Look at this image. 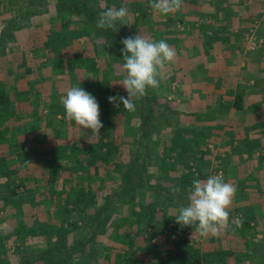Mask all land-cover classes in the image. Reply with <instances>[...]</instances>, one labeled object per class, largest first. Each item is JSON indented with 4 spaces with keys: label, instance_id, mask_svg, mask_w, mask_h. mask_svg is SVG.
Returning <instances> with one entry per match:
<instances>
[{
    "label": "rangeland",
    "instance_id": "374dc122",
    "mask_svg": "<svg viewBox=\"0 0 264 264\" xmlns=\"http://www.w3.org/2000/svg\"><path fill=\"white\" fill-rule=\"evenodd\" d=\"M253 1L254 2L251 4L254 6L255 10L253 13L254 15H251L255 16L257 19H262L264 17V0ZM9 2L11 4L10 6L8 5ZM20 2V0H5V3L2 5L0 9V41L3 40L6 42L8 39L10 40L14 37L12 36L7 38L3 35L2 30H4L15 18V12L20 8ZM201 2V0H198L197 2L186 0L180 10L168 15H163L158 11L153 10L150 7V4L142 3L139 0L109 1V3L115 8L124 7L128 10V16L126 17V22L128 24L119 22L125 31H129L134 34L140 33L141 35L151 38L154 41L163 39L170 46L172 42L176 41V39H174L175 37L170 36L177 35V33L179 34V30H182L181 28H185L187 25L184 21L187 20L189 22V20H191L190 17L197 16L194 15L193 11H197V14H199L198 11L201 10ZM208 3L209 2H205L204 5ZM53 4V2L49 3V10L42 12L41 15L32 17L26 27L15 31L14 34L15 36L17 34V37L14 40H10V45L7 48L8 50L10 47L14 48L12 52L16 58V61L11 62L10 65H13L12 75L22 73L23 77H30L29 79L31 80V85H34L35 82L40 83L42 81L38 76H43V69H41V71L40 67L45 64V68L50 61H43L42 63H39V61H34L36 58L34 55L46 53L47 57V55L57 53L66 55V57L68 56L69 58L74 57L76 59H82L80 64L83 66L80 67L81 71L79 70L81 82L85 81L84 79L90 75L91 81H108L109 86L111 87L123 86L120 83H122L125 78L126 72L118 58L116 59V57L110 52L108 46L91 33H86L83 30V26L78 24V20L75 22L73 21L69 24L68 29H65L63 26V17L68 18V16L67 14H57ZM191 8H193V10H191ZM143 12L145 13V16L142 15ZM170 17L174 19L171 23L167 22ZM262 27L258 29L257 24V26L250 30L247 36H245V39L251 49L258 50V54L264 56V48L260 47V36L257 35L259 30L261 31L264 29V27ZM48 34L51 36L48 37ZM163 36L170 38H163ZM179 36L181 35L179 34ZM58 41L62 42L61 46L59 45V47L55 48V46H58L56 43ZM24 42H27V44ZM16 43L22 44L24 47L26 46V51L23 49L25 54L28 56L27 62H25L27 65L29 62L32 66V71H24L26 68L24 69L18 67L21 66V64H24L23 66H25L26 63H23L24 58L21 57V54L23 53L17 54L20 49L16 48ZM180 44L181 41L179 45ZM181 46L183 45L181 44ZM30 47L32 50H29ZM171 47L175 50V53H177L178 48L175 49L173 46ZM177 54L178 57H182V53L178 52ZM32 56L34 57L31 60ZM51 58L52 57L47 59L51 60ZM93 60L97 61L101 67H97L96 70L92 69L90 71L86 68V66L87 64H93ZM70 65L72 68L74 67L71 62ZM38 70L39 73H37ZM45 70L47 71V67ZM63 70L62 65V69L60 71ZM171 72H173V70L170 67V63L166 62L164 68L160 70V77H158L161 82V86L159 88H164L165 83L169 84L173 82L171 85L172 90L166 88L162 89L160 92V95H162L161 101L164 102V100H166V104H169L174 99L176 100V96L179 95L178 80H172L170 77L172 74ZM33 73H36L37 75ZM59 79L60 81L58 82L60 83L66 80L64 78ZM72 86H79V84L76 83ZM19 87L20 86H17L15 90L16 92H14V94L18 95L13 94V96H21V101L15 105H11L9 103L7 109L8 112L6 111L7 117H4L0 124V129L3 130V134L6 136L5 140L0 143V155L12 157L14 159V165L10 164V167L15 169L10 176L0 173V234L6 235L11 233L12 236L3 247V250L6 249V252L1 256L2 258L5 256L11 264H13V262H17V260L20 261L22 259L23 261L28 252L46 251L49 239H47V235L42 232L32 233L33 224H35V222L39 224H49L54 221L55 215L64 216V214L62 215L63 212L61 210L65 201L63 199L64 194L71 192V188H90L89 186H91V184L93 185V187H91L96 194L99 193L101 196L107 194L111 188H115L117 187L116 184H119V174H117L118 164L121 166L129 164V162L134 158L136 150L140 153L136 166L140 167L141 163L144 162L147 167L143 176H149L150 180L156 182L157 187H155L156 185L154 187H144L141 183L143 187L140 185V187L137 188L135 192L136 198L133 200V203L136 201L138 203L150 204V202L156 201L159 203L157 209L161 211L166 208L165 205H167V210L170 211V213H176L182 206L175 205V201L173 200L165 199L164 191L160 188L162 187L167 191H171L173 188L178 186L177 180L181 174V172L178 171L179 169L180 171L184 169L185 172L190 170L193 175L201 181L206 180L209 176L214 174L225 175L224 170L221 168L219 163L220 161L214 158V156L207 158L206 152L202 150L201 142L204 138L200 135L192 133L185 134V132H182L181 128L184 129L188 125L181 123L183 118L179 115L171 114L169 121L163 123L159 127L160 130L153 134V143L150 142L152 139V137H150L148 142H145L144 144V141L138 142L137 140L138 134L136 135L135 126V122L137 121L135 115L131 113V115L126 117V119L121 122V125L117 126L114 130V138L119 144L117 154L112 161L110 160L108 162L109 164L107 167H102V165H100V173L96 176L92 167H86L84 165L85 160L88 157L85 147L90 142L87 134H90L91 130L78 127V125H72L74 120L66 118L64 107L60 102L61 97L65 96L67 93L60 90H65V88L56 86L54 91L57 94L52 96V100L43 98L46 102H48V106H42V115L44 116L46 113L48 114L49 106L52 105V118L53 120H56L55 122H57V124L61 127V129L57 130V133H61V137L59 138V141H54L48 140L46 135L42 132L37 133V128L31 127L33 126L31 124L30 127L32 130L29 133H24V126L20 125V123L25 120L24 118H27V120L30 121V114H32L33 111L35 114L36 110L35 107H33V110L30 113H23V109L26 106L27 110H31V105L33 103L26 102V96L29 94L25 93V91H21L20 89L18 91ZM6 89L9 90V86H7ZM35 94L36 93H34V95ZM36 95L37 97H39V95L41 96V92ZM43 99H37L36 102H34L35 106L38 103L43 104ZM13 100L17 102V99L13 98ZM52 101L53 103H50L49 105V102ZM18 107L22 109L19 110ZM13 112L16 116L11 118L10 114L12 115ZM259 117H264V113H262ZM261 124H263L261 127L262 130L264 128V122ZM177 130L181 131L178 133ZM48 132H50V130H48ZM81 132L82 137L78 138V136L81 135ZM263 139L264 138L261 140ZM28 146L32 150L39 152H41L40 150L42 149H48L44 151L54 149L59 156L53 159L51 166H49V159L46 156V159H48L46 161H44L45 158L36 156L35 158L33 157V162H30L29 164H21L17 162V159H15L17 151L19 149L24 150L25 147ZM172 147H174V150L171 149ZM193 147L196 148V152H194ZM206 147L208 150L209 145ZM187 148L191 149L186 152L187 154H185L184 150ZM203 160L205 162L207 161L206 165H204L205 162H203ZM45 164L51 171L55 170V175L52 174L51 171L48 172L47 169L44 170ZM204 168L209 171H207V173H203L202 171ZM60 169H62V171ZM58 170H60L59 174L56 172ZM200 175H203L204 177L199 178ZM228 175L229 174L226 175V179ZM27 176L28 180L26 181ZM30 178L31 180H29ZM52 180L55 181L52 182ZM9 184H11L10 187L14 186L16 188V194L7 199L5 196L8 195ZM132 184H135L136 186L138 185L137 183ZM235 185L237 188L239 187L237 184ZM260 186L261 184H255V189L259 190ZM185 197L186 193H182L178 203L182 204L183 202H187ZM250 197L251 195H249L248 189H237L229 209V212L232 213L231 216H229V227L223 232L222 236L219 238L214 237L211 234L208 236H201L198 232L193 231L191 235H189V239L193 242L200 243L203 248L208 250H212L215 247L221 248L223 247V244L226 246L223 248L241 250L244 249L251 241L255 246V243H259L260 241L262 242L264 238V219L262 220L264 207H258L256 205L257 202L255 201L250 202ZM244 198L246 199L243 201ZM239 200H242V202ZM116 203L117 205H120L121 211L116 214L113 219H111L115 221L111 222L112 225L109 222L108 230H110V235L99 236L101 243L113 251L115 249L118 250L121 245L119 239H117L118 234L123 231H125V233L134 232L138 227V216L132 212L131 203H123L121 201H116ZM71 206L72 205H70V207ZM257 210H261L259 211L260 213H258ZM137 211H140L139 206L137 207ZM77 216V213L71 214L70 220L75 221ZM237 218L249 220L250 227H236L235 220ZM128 223L134 225H130L129 227ZM144 226L145 223L143 227ZM85 232L86 230L79 228L77 235L75 233L71 235L72 239L73 236L79 237L81 234H86ZM171 237L172 234L169 233L168 229L163 224L156 222L153 223L151 227L147 229L144 228L142 233L137 235L136 238L137 244L139 245L138 251L140 257H152V252L156 246L159 244L160 249L165 248V245L163 244L166 242H172L169 241ZM55 239L56 236L53 237V241ZM18 256H20V258L16 259ZM38 259L39 258L33 260L32 264H40V260Z\"/></svg>",
    "mask_w": 264,
    "mask_h": 264
},
{
    "label": "crops",
    "instance_id": "0c3cea01",
    "mask_svg": "<svg viewBox=\"0 0 264 264\" xmlns=\"http://www.w3.org/2000/svg\"><path fill=\"white\" fill-rule=\"evenodd\" d=\"M202 2L200 3L201 10L198 11L201 15L197 14V11H195L196 13L193 11L194 15L197 16H189L191 20L189 22L187 20L184 21L187 25L185 28H181L182 30H179L181 36L178 33L170 36L176 39L171 46L175 49L178 48L177 53H182V57H178L176 53L174 62L170 63V67L173 70L170 77L172 80H178L179 95L176 96V100L174 99L167 105L183 118L181 123L188 125L184 129L181 128L182 132L200 135L204 138L201 142L202 150L206 152L207 158L214 156L220 161L219 163L225 174L224 179L229 174L225 181L237 184L239 186L237 189H248V193L251 195L250 202L255 201L258 207L263 208L264 139H261L264 138V128L261 130L263 125L261 123L264 122V117L259 116L264 113V56L258 54V50H253L249 47L245 36L257 24L258 29H260L264 24V17L257 19L251 15L255 10L251 4L254 2L253 0H247L243 3L239 0H202ZM205 2L209 3L204 5ZM259 31L257 35L260 36ZM50 36L48 34V37ZM16 37L17 34L10 40H14ZM259 38V41H261L260 47H263L264 36ZM10 40L8 39L4 44V49L0 50V87L9 93V103L11 105L19 103L22 98L21 96H13L17 86H20L18 91L20 89L29 94L26 96L27 101H25L33 103L31 105L32 108L27 110L26 106L23 109V113H30L33 107H35L36 111L35 114L34 111L30 114V121L24 118L25 120L20 123V125L24 126L25 134L32 130L31 127H36V132L44 133L48 140L59 141L61 133H57V130L61 129V127L52 118V105L49 106L48 114L46 113L43 116L41 113L42 106H48V102L44 99L52 100V96L57 94L54 91L56 86L65 88V90L60 91L67 92L76 83L83 87L86 82L91 81V76H87L84 79L85 81L81 82L79 70L81 71L80 67L83 66L80 64L82 59L69 58L66 55L57 53L46 57V53H41L40 55H34L36 56L34 61H39V63L43 61L50 62L48 65L46 63L47 71L45 70L46 67L44 68L45 64L40 67V70L43 69V76L40 75L38 77L42 82H35L34 85H31L30 77H23L22 73L12 75L13 65H10L11 62L16 61V58L12 52L14 48L10 47L9 50L7 49L10 45ZM180 41L183 46L179 45ZM24 43L27 44V42ZM56 43L58 46H55V48L59 47V45L61 46L62 42L58 41ZM16 44V48L20 49L17 54L23 53L21 57L24 58L23 63H26L28 59L25 54L26 46L22 45L23 42L22 44ZM29 50H32V48L30 47ZM34 56L31 57V60ZM50 57H52L51 60H48L47 58ZM70 62L74 66L73 68ZM61 64L63 65V71H60L62 69ZM23 65L21 64L18 67L26 68L24 71L33 70L29 62L28 65L27 63L25 66ZM91 67L90 64L86 66L90 71L93 69ZM37 73H39V70ZM33 74L37 75L36 73ZM59 78L66 80L60 83L58 82L60 81ZM172 83H165L164 88H158L159 94L162 89L172 90ZM7 86H9V90L6 89ZM39 92H41V96L37 97L36 94ZM34 93L36 94L34 95ZM161 96L159 95L160 101L162 99ZM13 98L17 99V102ZM37 99H43V104L38 103L35 106L34 102ZM50 103L52 104L53 101L49 102V105ZM10 116L13 118L16 115L13 112ZM72 125L77 126L75 121ZM78 127L80 126L78 125ZM159 130L160 128L158 127L154 133ZM179 131L181 130H177L178 133ZM80 134L78 138L82 137V132ZM207 145H209L208 150ZM190 149L187 148L185 150L190 151ZM44 150L48 149H42L40 150L41 152L31 149L32 159L30 162H33V157L39 156L45 158L44 161L49 159V166H51L53 159L59 155L54 149H50V151ZM185 150L184 153L186 154L187 151ZM193 150L196 152V148L193 147ZM139 154V151L136 150L134 157L140 156ZM203 162L205 161L203 160ZM206 162L204 165H206ZM46 164L44 165V170L47 169L50 172L51 170L48 169ZM60 170L62 171V169ZM60 170L56 172L59 174ZM54 171L52 170L51 172L55 175ZM178 171L183 174L185 170L180 171L179 169ZM207 171L209 170L204 168L202 172L207 173ZM54 181L52 180V182ZM141 183L144 184L142 181ZM177 183H179V177ZM151 184H156V182L151 180ZM255 184H261L259 190L255 189ZM239 201L242 202V200ZM259 211L258 213H260ZM263 219L264 214L262 215Z\"/></svg>",
    "mask_w": 264,
    "mask_h": 264
},
{
    "label": "trees",
    "instance_id": "16d2710c",
    "mask_svg": "<svg viewBox=\"0 0 264 264\" xmlns=\"http://www.w3.org/2000/svg\"><path fill=\"white\" fill-rule=\"evenodd\" d=\"M20 1V8L16 10L15 18L4 30H2L3 35L7 38L12 36L15 37V31L26 27L32 17L41 15L42 12L49 10L50 7L48 4L53 2L57 14H67L68 16V18L63 17V26L65 29H68L69 24L73 21L75 22L78 20V24L83 26V30L102 40L108 46L110 52L116 59L118 58L121 65H123L124 60L121 49L124 45L121 41L126 37H134L136 34L125 31L119 22H117V31L99 29L96 27L100 12L108 8H113V5L110 4L109 1L119 0ZM139 1L150 4V0ZM185 1L186 0H184V2ZM191 1L197 2L198 0ZM239 1L243 3L247 0ZM4 3L5 0H0V9ZM8 5H11L10 2ZM142 15L145 16V13L143 12ZM173 21L174 19L170 17L167 22L171 23ZM259 33H261L260 36H264V29L259 31ZM0 42V50L2 51L5 41L1 40ZM262 48H264V44ZM92 63L91 68H93V70H96L97 67H101L95 60ZM160 86L161 82L159 84V87ZM82 88L96 97L100 105V119L103 123V127L100 129V136L91 137V131L90 134H87L90 142L85 147L88 157L84 165L86 167H92L96 176L100 173V165H102V167H107L109 164L108 162L110 160L112 161L117 154L119 144L114 138V130L117 126H120L121 122H123L126 117L130 116L131 113L135 115L137 121L135 122L136 135L138 134L137 140L138 142L144 141V144L148 142L150 137H152L150 142L153 143L154 131H156L160 125L169 121L171 114H179L165 103L166 100H164V102L160 101L158 88L153 89L149 87L147 89V95L135 101L137 113L136 111H127L124 109L123 104L119 102L120 96H127V92L123 86L111 87L108 81L94 80L86 82ZM110 96L117 97L116 103H119V107L109 102L108 97ZM9 100V93L5 92L0 87V124L2 119L7 117L6 111L8 109ZM5 137L3 130L0 129V143L5 140ZM171 149L174 150V147ZM185 151L188 152L189 150ZM15 159L21 164L30 163L32 159L31 148L28 146L25 147L24 150L19 149ZM13 160L12 157H8L7 155H0V173L10 176L14 172L15 169L10 167V164L14 165ZM137 161L138 157H134L126 166L118 164L117 174H119V184H116L117 187L111 188L105 195L101 196L99 193L96 194L92 188V184V187L89 186L90 188H71V192L63 195L65 201L61 210L64 216L55 215L54 221L49 224H39L37 222L33 224L32 233L42 232L46 234L47 239H49L46 251L28 252L23 261L22 259L20 261L17 260V262H13V264H32V261L36 258H39L40 264H264V238L262 242L255 243L256 246L251 241L241 250L223 248L226 247L224 244L221 248L215 247L212 250H208L203 248L200 243L193 242L189 239V235L195 231V228L193 226L181 227L177 224L175 217L178 215V212L170 213V211L167 210V205H165L166 208L161 211L157 209L159 203L156 201H152L150 204L138 203L136 201L133 203V200L136 198L135 192L137 188L140 187L141 181L144 182V187H154L156 185L151 184L149 176H143V173L146 172L147 165L142 162L140 167H137ZM203 177V175L199 176V178ZM194 179L198 178L195 177L190 170L188 172L184 171L183 174H180L178 186L173 188L174 191H167L160 187L162 191H164V198L175 201V205L187 206L189 203L187 199L188 190ZM132 183H137L138 185L136 186ZM8 186V195L5 196L7 199L16 194V188L14 186L10 187L11 184ZM155 187H157V185ZM176 189H179V191H176ZM182 193H186L185 198L187 202L179 204L178 202ZM116 201L131 203L132 212L138 216V227L134 232L125 233V231H123L118 234L119 237L117 236V239H119L121 245L118 250L115 249L113 251L101 243L99 236L110 235V230H108L109 222L111 223L113 221L111 219L121 211L120 205L118 204V206ZM70 205L72 206L70 207ZM138 206L140 211H137ZM73 213L78 214L75 221L70 220L71 214ZM231 214L232 213L229 212V216H231ZM242 220V226L250 227L249 220ZM156 222L166 226L169 233L172 234L169 240L172 242L163 244L165 245L163 249H160L158 244L152 252V257L146 258L144 256V258H141L138 251L139 245L136 240L137 235H140L144 228L147 229ZM131 223H128L129 227L130 225H134ZM144 223L145 226L143 227ZM79 228L86 230V234H81L79 237L73 236L72 239L71 235L73 233L77 235ZM54 236H56V239L53 241ZM11 237V233L6 235L0 234V264H11L5 256H3V258L1 256L5 254L6 249L3 250V247ZM19 258L20 256L16 259Z\"/></svg>",
    "mask_w": 264,
    "mask_h": 264
},
{
    "label": "clouds",
    "instance_id": "9594fccd",
    "mask_svg": "<svg viewBox=\"0 0 264 264\" xmlns=\"http://www.w3.org/2000/svg\"><path fill=\"white\" fill-rule=\"evenodd\" d=\"M184 0H150V7L163 15H168L183 7ZM128 10L124 7L108 8L100 12L96 27L117 31V22L126 23ZM121 43L124 47L126 72L122 84L127 96H120L121 102L129 112L136 111L135 101L147 95V89H157L160 84V70L166 62L175 60V50L165 40L154 41L140 33L126 37ZM110 103H116L117 97H108ZM66 118L77 125L91 130V137L100 136L103 123L100 119V105L90 92L80 86H73L60 99ZM90 137V139H91ZM179 191V189H176ZM237 186L225 181L223 174H214L206 180L194 179L188 190L187 206H181L176 215V223L181 227L193 226L201 236L211 234L219 238L229 227V209L236 194ZM236 227L243 224L242 218L235 220Z\"/></svg>",
    "mask_w": 264,
    "mask_h": 264
}]
</instances>
